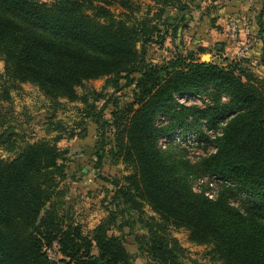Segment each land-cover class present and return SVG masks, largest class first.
Returning a JSON list of instances; mask_svg holds the SVG:
<instances>
[{
    "label": "trees",
    "instance_id": "1",
    "mask_svg": "<svg viewBox=\"0 0 264 264\" xmlns=\"http://www.w3.org/2000/svg\"><path fill=\"white\" fill-rule=\"evenodd\" d=\"M112 1L129 8V0H0V58L10 81L36 86L52 102L85 105L76 92L85 82L105 78L112 95L131 87L123 105L109 95L98 112L84 110L99 130L97 166L107 158L129 170L109 182L114 209L87 234L62 211L66 151L42 140L0 157V264H134L121 237L125 228L133 232L131 219L146 231L135 237L137 250L154 264H185L171 229L186 230L189 242L208 247L221 264H264V80L249 66L250 47L221 64L194 51L152 63L146 47L164 38L159 26L113 19ZM150 1L160 19L167 7L188 12L193 0ZM261 44L264 67V38ZM174 134L184 147L160 145ZM13 137L2 131L0 147L12 151ZM192 145L213 151L192 160ZM204 176L218 180L213 197L210 183L192 189ZM144 207L155 216L144 217Z\"/></svg>",
    "mask_w": 264,
    "mask_h": 264
},
{
    "label": "rangeland",
    "instance_id": "2",
    "mask_svg": "<svg viewBox=\"0 0 264 264\" xmlns=\"http://www.w3.org/2000/svg\"><path fill=\"white\" fill-rule=\"evenodd\" d=\"M262 1L193 0L188 6V12L180 14L175 9L167 7L160 19L157 18L158 6L150 0H129V8H123L117 1H112L107 8L115 20L136 23L146 18L150 19L152 24L159 26L160 35L164 38L161 41L155 36L153 43L146 47L147 58L152 63L159 64L178 52L194 51L200 61L221 64L219 60V58L223 59L220 54L221 46L227 41L226 28L231 19L244 18L250 22L248 37L251 43L250 48L255 39H260L261 42L264 38V15L259 16L262 11ZM94 2L103 4L104 0H94ZM165 19L168 26L163 23ZM258 22H262V28L259 27ZM173 29H176L175 35ZM201 48L202 52L199 51ZM259 50L258 58L262 53L261 48ZM258 61L259 59L253 61L254 64L249 63L254 73L262 69ZM261 77L264 80V76ZM104 86L105 78H101L85 82L83 87L76 89L78 95L86 97L89 103L87 105L93 107L90 111L98 112L109 95L113 94L112 89L109 87L104 89ZM130 91L131 87H126L112 95L111 98H116L118 104L123 105L130 101ZM94 92L105 94V98L96 101ZM179 101L200 104L198 99L192 97L179 99ZM87 105L79 101L69 102L66 99L52 102L36 86L10 81L3 76V62L0 58V133L2 131L11 132L15 139V148L12 151H6L0 147V157L4 160L12 159L24 144L42 140L54 142L59 150L66 151V179L59 185V195L66 202L62 211L70 216L71 221L81 227L84 234L99 224L110 209H114L111 201L114 187L109 182L114 179L120 181L129 172L122 164H112L107 158H104L100 166H97L94 151L98 146L99 130L91 117L86 116L84 110L88 107ZM112 107V102H110L102 112L103 119H109ZM106 137L111 136L107 133ZM169 137L170 135L161 139L162 147L168 144L185 146L178 134L173 135L170 143H168ZM187 150L188 157L192 160L213 151L211 145H207L206 148L192 145ZM206 183H210L212 188L210 196L213 197L215 189L219 186L218 180L214 177H201L192 184V189L195 192L199 191ZM235 204H238V201ZM151 216L155 215L148 207H144V217ZM131 221L134 227L131 234L128 228H125L123 235L115 229L111 232L116 236L121 235L134 264H154L137 250L135 244V237L145 234L146 231L141 229L133 219ZM170 231L184 249L183 262L185 264H221L210 258L208 247L189 242L186 230L171 229ZM48 254L52 258L56 257L52 250L48 251Z\"/></svg>",
    "mask_w": 264,
    "mask_h": 264
},
{
    "label": "built area",
    "instance_id": "3",
    "mask_svg": "<svg viewBox=\"0 0 264 264\" xmlns=\"http://www.w3.org/2000/svg\"><path fill=\"white\" fill-rule=\"evenodd\" d=\"M249 21L241 18L239 20L231 19L227 25V40L231 47L235 48V58L241 59L246 55L249 47L250 41L249 37ZM183 99V97H178ZM185 102V101H180Z\"/></svg>",
    "mask_w": 264,
    "mask_h": 264
},
{
    "label": "crops",
    "instance_id": "4",
    "mask_svg": "<svg viewBox=\"0 0 264 264\" xmlns=\"http://www.w3.org/2000/svg\"><path fill=\"white\" fill-rule=\"evenodd\" d=\"M259 46V47H258ZM222 51H221V55L222 58H234V54H235V49L233 47L229 46L228 40L226 41L225 45H222ZM219 48V47H218ZM259 48H262V44L260 42V39H255L253 46H251V48L249 49L248 53H247V57L250 60V64H254L252 63L253 61H256L259 56ZM220 62L222 63V59H220ZM260 65V64H259ZM260 67L262 68L260 72L257 71V73L255 72V75L262 78L261 76H264V67L262 65H260ZM263 79V78H262Z\"/></svg>",
    "mask_w": 264,
    "mask_h": 264
},
{
    "label": "water",
    "instance_id": "5",
    "mask_svg": "<svg viewBox=\"0 0 264 264\" xmlns=\"http://www.w3.org/2000/svg\"><path fill=\"white\" fill-rule=\"evenodd\" d=\"M205 58V57H204ZM202 62H205V61H202Z\"/></svg>",
    "mask_w": 264,
    "mask_h": 264
}]
</instances>
